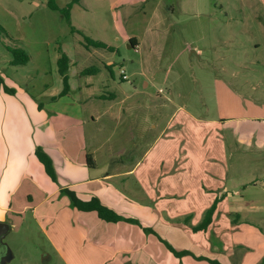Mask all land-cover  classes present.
Instances as JSON below:
<instances>
[{"label":"rangeland","instance_id":"obj_1","mask_svg":"<svg viewBox=\"0 0 264 264\" xmlns=\"http://www.w3.org/2000/svg\"><path fill=\"white\" fill-rule=\"evenodd\" d=\"M55 1L64 7L70 0ZM46 2L0 0V75L7 85L10 81L27 89L46 107L68 114H86V104L102 93L106 98L98 107H107L110 113L124 116L125 109L134 106L133 112L145 119L151 153L144 158L149 170L141 184L136 176L126 179L128 187L141 185L138 193L143 196L129 209L152 224L144 226L135 218L137 222L107 223L95 212L76 210L68 197L52 199L12 225L4 238L12 252L6 264H210L192 257L199 253L221 264H261L264 0H78L69 22ZM85 35L113 49L87 50ZM131 36L137 39L135 48L129 47ZM7 46L22 48L28 62L10 64ZM60 52L70 58L69 90L54 100L63 88L57 68ZM87 68L96 71L86 73ZM120 69L127 80L121 79ZM88 94L89 100L83 97ZM168 97L176 107L182 106L174 122L181 117L189 123L188 133L182 127L179 145L187 140L195 164L212 171L206 184L213 190L207 195L190 194L186 188L161 192L158 185L163 166L156 156L165 139H156L158 132L151 123L162 128L171 116L174 107L165 100ZM108 115L100 121L106 134L117 124ZM123 121H118L119 127ZM129 143L123 146L125 153L134 157L135 144ZM175 145L165 159L173 160ZM173 164L166 166L170 169ZM202 175L198 170L197 181ZM167 180L187 182L185 173ZM116 187L123 193L118 181ZM217 197L220 201L207 232H193ZM166 213L172 217L189 213L188 223L194 226H184L183 218L172 220L179 225L168 223L161 219ZM165 241L190 255L176 257ZM184 243L189 244L187 249L181 248Z\"/></svg>","mask_w":264,"mask_h":264},{"label":"crops","instance_id":"obj_2","mask_svg":"<svg viewBox=\"0 0 264 264\" xmlns=\"http://www.w3.org/2000/svg\"><path fill=\"white\" fill-rule=\"evenodd\" d=\"M73 7L74 5L72 10ZM135 41L137 42L136 38ZM90 48L86 49L90 50ZM192 52L194 51L192 50ZM8 82V86L14 87L10 81ZM14 88L16 90L14 94H8L0 89V221L9 223L12 229V225L20 223L26 212L30 211L32 214V211H36L41 204L52 199L63 201L64 197L68 196L66 193H60V190L66 188L82 200L97 197L103 205L125 217L139 219L144 226L152 224L148 217L141 218L129 209V206L137 201L140 202L143 196L138 193L141 185L136 188L128 187L129 182L126 179L136 176L141 184L149 170L144 161L151 153V149L148 147V136H146V125L143 124L145 119L142 120L133 112L134 106L125 109L124 116L119 113L116 115L115 113L118 111L110 113L109 108L98 107L101 99L106 98L102 93L94 95L97 101L92 100L86 104L88 107L86 114H68L46 107L43 102L37 101L27 89ZM83 97L89 100L92 95L88 94ZM113 97V94L109 95V98ZM165 100L174 107L171 116L168 117L162 128H160V123H151V127L158 132L156 139L160 140L161 137L165 139V144L159 148L156 156V160L161 162V168L163 166L158 182V185L161 186L160 190L168 192L165 190L168 187L179 188L173 192H185L187 189L190 194L202 192L207 195L213 190L209 183L206 184V179L211 176L212 171L201 170L195 164L193 158L195 153L187 140H185L186 143L183 140L179 145L180 140L183 139L182 127L188 133L189 123L182 122L181 117L174 122V117L182 109V106L176 107L172 98L168 97ZM38 104H41L42 107H38ZM106 114H109L108 117L111 121L117 123L109 134L105 133V126L100 125L101 119ZM122 119L124 121L121 126L125 124L124 129L119 127L120 123H118ZM128 137L132 140L127 139ZM128 141H130L129 144H135L134 157L130 156V153H125L126 148L123 146ZM172 145H175V152L172 155L173 160L169 161L165 157L171 152L170 146ZM36 146H41L51 157L57 175V183L46 174L44 166L38 160L35 154ZM137 147L140 148L139 152H137ZM88 155L91 159L90 164L87 160ZM172 161H174L173 168L169 169L166 165ZM198 170L203 173L200 182L196 177ZM163 172L167 173L163 175ZM180 173H185L187 182L182 184L167 180L173 176L176 179ZM117 181L120 185L122 184L123 193L118 191ZM138 182L136 181L135 186ZM58 194L59 198L61 195L60 199L56 198ZM21 196H23V200L19 199ZM215 201L217 206L220 198L217 197ZM76 210L78 209L76 208ZM215 211L216 207L211 222L205 229L193 230L191 228L192 231L207 232L213 223ZM204 213L198 223L202 220ZM164 217L168 223L173 225H179V222L174 223L172 220L181 221L183 218L184 226H194L188 223L189 213L175 217L168 216L166 213L161 216V219ZM119 222L122 221L107 223ZM194 242L195 240L192 239L191 245L195 246ZM187 245L189 246L184 243L180 246L187 249ZM192 257L194 256L192 255Z\"/></svg>","mask_w":264,"mask_h":264},{"label":"trees","instance_id":"obj_3","mask_svg":"<svg viewBox=\"0 0 264 264\" xmlns=\"http://www.w3.org/2000/svg\"><path fill=\"white\" fill-rule=\"evenodd\" d=\"M78 0H70L64 7H59L55 0H47V6L53 10H58L60 13L66 18V20H70V11L74 3H76ZM0 31H2V26H0ZM72 32H79L75 27H71ZM84 47L90 48H106L112 50V46H108L105 42L97 39H93L89 36H84ZM129 45L132 46V48H135L137 46V42L135 41V38L130 37L128 41ZM7 50L11 54L10 64L12 65H24L29 60V55L20 47H9L7 46ZM57 68L59 74L62 76L63 81V88L62 91L56 95L57 97H61L68 93L69 85H68V76H67V70L69 68V57L64 53L60 52V55L57 59ZM96 71L95 68H87L84 70L86 73H93ZM0 89H2L4 92L8 94H14L16 92L14 87L8 86L5 82L3 77L0 75ZM54 96L53 98H57ZM38 107H42L41 104H38ZM35 154L38 158V160L42 163L44 166V170L46 174L51 178L52 181L57 183V175L55 172V168L52 162L51 157L43 150L41 146H36L35 148ZM88 164L91 163V159L89 155L87 156ZM60 193H66L69 197L72 206L77 208L78 210L82 211H94L97 216L107 222H118V221H129V222H137L134 218L125 217L119 213H117L115 210L103 205L100 200L97 197H91L88 200H82L78 198L75 193L70 191L69 189L63 188L60 190ZM216 206V201L211 205L210 208L206 210L204 213V216L200 223L193 227L194 230H201L205 229L208 224L211 222L212 215L214 213ZM169 249L170 252H172L176 257H181L183 255L189 254L190 252L187 250H176L174 247H172L168 242H164ZM196 259L199 260H206L210 264H221L217 259H211L204 256H194ZM264 258L261 262L263 264Z\"/></svg>","mask_w":264,"mask_h":264},{"label":"water","instance_id":"obj_4","mask_svg":"<svg viewBox=\"0 0 264 264\" xmlns=\"http://www.w3.org/2000/svg\"><path fill=\"white\" fill-rule=\"evenodd\" d=\"M129 47L132 48L131 45H129ZM10 229L9 223L0 221V264H6L12 258V252L4 241Z\"/></svg>","mask_w":264,"mask_h":264},{"label":"built area","instance_id":"obj_5","mask_svg":"<svg viewBox=\"0 0 264 264\" xmlns=\"http://www.w3.org/2000/svg\"><path fill=\"white\" fill-rule=\"evenodd\" d=\"M120 76H121V79H123V80L128 79V77H127V75L123 69H120Z\"/></svg>","mask_w":264,"mask_h":264}]
</instances>
